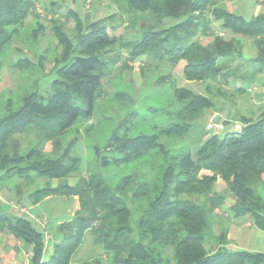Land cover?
<instances>
[{"label": "trees", "instance_id": "obj_1", "mask_svg": "<svg viewBox=\"0 0 264 264\" xmlns=\"http://www.w3.org/2000/svg\"><path fill=\"white\" fill-rule=\"evenodd\" d=\"M115 1H123L130 12L140 13L128 19L131 25L135 19L147 17L157 22L166 18L173 23L156 29L142 25L145 29L138 39L123 41L120 35H108L103 21L110 16L86 26L71 11L79 33L73 44L55 26L62 54L48 89L25 93L17 107L8 99L0 114V182L12 174L26 179L29 186L36 183L34 178L43 179L42 187L27 194L32 204L51 196L71 197L76 207L72 217L57 223V237L48 259H43L45 233L36 230L26 215L12 217L0 205V233H10L31 247L29 264H70L86 233L91 237L89 244L99 250L94 264H264V253L227 247L225 231L215 235L209 250L204 247L225 203V193L214 189L218 179L234 199L229 208L232 216H250L254 226L264 232V200L257 193L264 174V111L255 119L239 116L242 125L222 136L207 131L205 122L201 145L193 153L181 149L168 157L175 164L166 166L156 189L150 188L146 174L135 172L110 184L102 169L108 161L95 149L94 168L79 177L76 140L62 150L59 141L76 121L93 116L95 102L103 95L102 79L107 68L100 52L120 42L131 61L144 56L171 65L181 62L185 80L207 84L206 95L174 85L176 108L159 134H121L118 130L129 121L124 117L106 145L114 166L127 165L153 149L167 157V149L158 142L159 135L184 140L197 120L215 114L216 103L244 91L242 87H229L230 78L252 79L258 73L253 69L240 75L242 65L237 61H247L241 58L244 38L251 39L257 51L250 63L264 66V0L260 2L263 12L250 20L218 7L222 0ZM36 3L0 0V52L29 15L37 21ZM213 20L221 21V35L213 31ZM23 65L34 68L28 60L17 61V68ZM215 93L218 102L212 100ZM261 97L264 104V93ZM29 134L41 147L22 152L17 136ZM47 144L51 150L44 152ZM25 162L29 164L20 166ZM77 176L72 185L67 182ZM53 180L57 181L54 186ZM0 188L10 191L6 186Z\"/></svg>", "mask_w": 264, "mask_h": 264}, {"label": "rangeland", "instance_id": "obj_2", "mask_svg": "<svg viewBox=\"0 0 264 264\" xmlns=\"http://www.w3.org/2000/svg\"><path fill=\"white\" fill-rule=\"evenodd\" d=\"M261 1L263 0H222L217 6L225 8L244 20H250L263 12ZM35 8L39 14L37 23L29 15L23 26L19 27L12 42L4 46L0 52V114L3 113L4 105L8 99L13 103V107H17L21 102L20 98L25 93L32 91L44 93L48 89L49 83L55 75L54 69L60 63L62 54V47L57 43L55 36V26L72 44L79 36L78 28L75 25V16L71 11L75 12L86 26L90 21L110 16L103 21L108 35L110 37L113 34L120 35L123 41L138 39L144 27L156 29L173 23L172 20L166 18L157 22L152 17H147L141 20L135 19L131 25V23H127L128 19L131 16L137 18L141 16L140 13L130 12L125 2H116L115 0H90V3H87L86 0H37ZM51 8H55V11H50ZM220 23L221 21H212L214 32L220 33L218 31ZM34 30H36L35 33ZM242 41L241 58L247 61H237L242 65L240 75L247 72L250 74L253 69L259 71L252 79L245 77V79L230 78L228 80L229 87H242L244 89L242 93L230 98L225 96L220 101L218 100L219 95L213 94L212 100L219 101L216 103L217 109L213 108L212 111L215 113V120L228 122L224 125L222 132H217L219 136H222L226 131H234L235 128L240 127L242 122L239 120V116L255 118L264 111V104L261 101V95L264 92V66L250 63L249 60L256 56V48L251 39L244 38ZM127 53V49L122 48L120 42L113 44L106 51L100 52V56L107 61L105 76L102 79L103 95L96 100L93 116L90 119H79L65 134L59 137L60 147L62 150L71 141L76 140L74 154L80 160L77 174L79 177L94 168L95 149L108 161L102 169L110 184H114L127 173L135 172L146 174L145 178L150 188L156 189L160 185L162 172L166 166L175 164V161L168 157H172L181 149L193 153L201 145L205 139L201 136L204 124L209 120V116L204 115L197 120L184 140H174L172 137L159 135L158 142L167 149V157L153 149L142 158L127 165L114 166L109 161L111 153L106 150L108 140L124 117L129 121H126V124L118 130L121 134L125 132L129 137L138 134H159L162 128L171 121V113L176 108L173 95L174 85L206 95L207 84L185 80L181 74L182 63L177 65L160 63L144 56L131 61L127 57ZM23 59L33 64L34 68L28 67V65L17 68V61ZM38 62L40 63L39 67ZM23 63L26 64L25 61ZM170 74L171 76H169ZM126 127L128 129L124 130ZM17 139L21 144L20 151L22 152L31 147H41L36 143V137L33 134L19 135ZM49 150H51V145L47 144L44 152ZM26 164L29 163H21L20 166ZM30 176L33 177V173H30ZM78 176L69 178L67 182L72 185ZM34 180L36 183L29 186L26 179L16 178L12 174L6 180L1 181L0 187L6 186L10 190H6L7 196L5 189L0 188L1 209L12 217L26 215L36 230L49 233L56 238L57 222L72 217L76 202L71 197L51 196L37 204H32L27 199V194L37 187H42L46 181L38 178H34ZM262 180L264 181V174ZM51 184L54 186L57 181L53 180ZM214 189L217 190V185L214 186ZM223 193H225V203H228L232 197L228 196L226 192ZM17 196H21V200H17ZM238 218L244 220V217ZM229 226L230 221L227 218L221 215L216 216L210 233L206 236L205 249L209 250L208 248L215 243V235H219L224 228ZM7 234L6 245L4 246L0 241V258L2 261L4 259V264H12L17 259V249L23 253L25 248L30 251L31 247L23 241L16 240L10 233ZM242 238L247 240L250 237L243 233ZM90 240V235L86 233L84 243L70 264H94L100 254L97 248L89 244ZM244 240L242 243L233 241L228 247L231 250L251 249L250 246L244 245ZM103 264L106 262L104 261Z\"/></svg>", "mask_w": 264, "mask_h": 264}, {"label": "crops", "instance_id": "obj_3", "mask_svg": "<svg viewBox=\"0 0 264 264\" xmlns=\"http://www.w3.org/2000/svg\"><path fill=\"white\" fill-rule=\"evenodd\" d=\"M224 1H226V0H224ZM86 19H87V17H86ZM181 66L183 67V64H181ZM262 92L263 91L261 90V93ZM261 101L263 102L262 97H261ZM257 117H259V116H255V118H257ZM252 118L255 119L254 117H252ZM215 185H217V190H216L217 192L223 193L226 191L225 184L223 181L218 179L216 181ZM5 193H6V195H8L6 190H5ZM257 193L264 200V181H262V184L259 187ZM227 195L232 197L230 195V193ZM233 202H234V199L231 198V200L228 203H224L218 211L219 215L224 216L225 218H227L230 221V226L226 229L224 228V230H223L226 232L227 247L233 241L237 242V243H242V241L244 240L242 238V235L244 233L246 236L250 237L249 239L244 240V245L250 246L249 248H251V249H246V250L244 249V250L250 251V252L264 253V232L254 226L253 219L250 216H244V218H243L244 220H241V218H238V217H233L232 213L229 209ZM219 221H220V218H219ZM242 221H244V222H242ZM6 235H8L7 232H1L0 233V241L2 242V244H4V246L6 245V242H7L6 240L8 239L7 238L8 236H6ZM44 241H45V244H44V250H43V259L45 260V259H48V257L52 254V251H53L52 248H53V243L55 241V237L50 235L49 233H45V240ZM232 246L235 247L236 245L232 244ZM26 250L27 249L25 248L23 250V253H20L19 249H17V253H16L17 259H15L12 262V264H29L30 251H28V250L26 251ZM238 250H241V249H238ZM3 261H4V259H3ZM3 261H2V258H0V262H1L0 264H4L5 261L4 262Z\"/></svg>", "mask_w": 264, "mask_h": 264}, {"label": "built area", "instance_id": "obj_4", "mask_svg": "<svg viewBox=\"0 0 264 264\" xmlns=\"http://www.w3.org/2000/svg\"><path fill=\"white\" fill-rule=\"evenodd\" d=\"M87 3H90V0H86ZM205 128L209 132H221L224 130V124L215 120V114L212 115L207 121ZM25 213V212H24Z\"/></svg>", "mask_w": 264, "mask_h": 264}]
</instances>
